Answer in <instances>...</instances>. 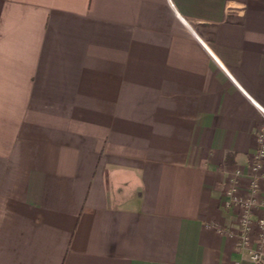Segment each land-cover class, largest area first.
<instances>
[{"label": "crops", "instance_id": "0c3cea01", "mask_svg": "<svg viewBox=\"0 0 264 264\" xmlns=\"http://www.w3.org/2000/svg\"><path fill=\"white\" fill-rule=\"evenodd\" d=\"M260 109L264 0H0V264H255Z\"/></svg>", "mask_w": 264, "mask_h": 264}, {"label": "built area", "instance_id": "2783aa9c", "mask_svg": "<svg viewBox=\"0 0 264 264\" xmlns=\"http://www.w3.org/2000/svg\"><path fill=\"white\" fill-rule=\"evenodd\" d=\"M264 114V111L260 109ZM258 149L251 160V180L244 196L237 195L235 190L228 193L230 197L229 205H233L240 212L241 244L246 246L249 242V236L252 230L253 210H259V216L256 219V228L258 233V243L251 251L250 259L255 264L264 260V186L259 181L264 180V132L257 136ZM260 196V197H259Z\"/></svg>", "mask_w": 264, "mask_h": 264}, {"label": "trees", "instance_id": "16d2710c", "mask_svg": "<svg viewBox=\"0 0 264 264\" xmlns=\"http://www.w3.org/2000/svg\"><path fill=\"white\" fill-rule=\"evenodd\" d=\"M258 264H264V260L263 261H261L260 263H258Z\"/></svg>", "mask_w": 264, "mask_h": 264}]
</instances>
